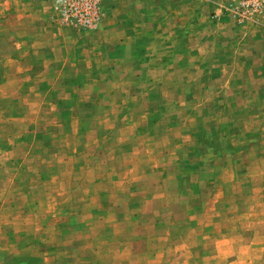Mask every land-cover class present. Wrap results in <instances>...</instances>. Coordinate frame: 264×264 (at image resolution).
I'll return each instance as SVG.
<instances>
[{
    "label": "rangeland",
    "instance_id": "1",
    "mask_svg": "<svg viewBox=\"0 0 264 264\" xmlns=\"http://www.w3.org/2000/svg\"><path fill=\"white\" fill-rule=\"evenodd\" d=\"M162 2L0 0V264H264V0Z\"/></svg>",
    "mask_w": 264,
    "mask_h": 264
},
{
    "label": "crops",
    "instance_id": "2",
    "mask_svg": "<svg viewBox=\"0 0 264 264\" xmlns=\"http://www.w3.org/2000/svg\"><path fill=\"white\" fill-rule=\"evenodd\" d=\"M162 1L165 2L166 0H162ZM20 2H22L21 5L24 6L21 9L26 11V12L28 11V16L31 19L40 21L41 18L45 19L49 16V12L45 11V13H44L43 9L46 8L45 10H54L55 5L58 4L59 0H20ZM152 2H153V0L152 1L149 0V4H151ZM154 2H156V0H154ZM8 3H9L8 8L13 9L14 8V0H8ZM154 4H156V3H154ZM151 6L152 5H150V7ZM114 7H115V10H117L118 6H114ZM112 9H113V7H112ZM153 9L154 8H152V11H153ZM147 12H151V11L149 10ZM151 13H153V12H151ZM42 15L44 16V18ZM113 15H117L115 17L110 15V18L112 19L116 29L119 30L120 28H123L124 29L123 33H125V32H127L126 28L128 27L127 28L128 31L132 32V34H130V35L135 36V42L138 41V46H139L138 48H141L140 47L141 44L143 42L147 41L151 37V35L155 34L153 28H154L156 22H154L153 17H151V16L147 17L149 15V13H146V15H145L143 10H142V13L140 15H138V17L136 19H132V21L130 23H129L130 17H131L130 15H126L123 13H121V14L117 13V14H113ZM138 48H136V49H138Z\"/></svg>",
    "mask_w": 264,
    "mask_h": 264
},
{
    "label": "built area",
    "instance_id": "3",
    "mask_svg": "<svg viewBox=\"0 0 264 264\" xmlns=\"http://www.w3.org/2000/svg\"><path fill=\"white\" fill-rule=\"evenodd\" d=\"M73 2H75V0H66V5L65 6H66L67 11L64 12L65 14L68 15L69 14V10L73 9V4H75ZM97 3H98V0H91L90 5L92 7H94V9H95L97 7ZM97 17H98L97 11L95 12V10H94V13H92L90 17H88V16L85 17L86 21H83V22H85V24L93 23L94 22L93 20H95Z\"/></svg>",
    "mask_w": 264,
    "mask_h": 264
}]
</instances>
